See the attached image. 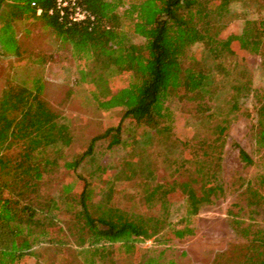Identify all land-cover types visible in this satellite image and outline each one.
<instances>
[{"label":"trees","instance_id":"trees-1","mask_svg":"<svg viewBox=\"0 0 264 264\" xmlns=\"http://www.w3.org/2000/svg\"><path fill=\"white\" fill-rule=\"evenodd\" d=\"M230 2L209 1L207 11L200 12L195 8L196 0H128L120 14L123 0H76L87 16L73 21L68 9L59 13L55 0H0V51L4 56L20 57L22 48L16 36V22H40L70 48L72 57L78 61L80 79L88 84L87 91L96 106L103 111L123 108L122 118L141 127L140 138L132 135L129 146L134 147L140 141L143 149L154 142L162 147L166 142H181L171 140L175 113L170 105L202 101L210 98L217 88L213 87L212 71L193 47L200 45L201 52L215 48L217 57L222 50L231 52L232 41L243 43L247 35L254 33L264 44V17L246 21L240 35L218 38L216 22ZM130 36L140 37L143 42L136 44ZM260 56L264 65V53ZM111 73L117 74V78H112ZM11 85L0 97V264H19L25 257L36 256L32 249L35 242L65 245L68 238L75 248L76 264H106V258L113 255L108 245L130 255L139 241L156 238L166 227L178 239L192 234L187 224L203 205L211 203L208 193L221 162L228 128L226 119L215 123L209 133L191 137V143L181 142L183 150L190 146L192 152L178 153L166 160L165 166L174 176L171 183L155 181L156 157L151 151L140 154V165L124 160L122 172H127L129 179L140 176L142 200L147 210L152 211L150 214L131 220L125 210L108 207L110 187L103 201L96 202L93 189L80 177L78 209L74 212L68 207L74 216L72 226L63 229L60 224L52 231L40 215L54 217L51 212L58 204L34 203L32 194L38 192L43 177L53 173L61 162L65 169L76 171L85 158H92L99 138L109 137V150L121 144V123L92 138L78 157L66 160L64 150L72 142L70 125L43 99L44 83L36 78L31 87ZM261 97L255 134L258 149H264V95ZM204 116L209 118L211 114L200 113L197 118ZM11 149L13 156L6 153ZM238 158L244 166L253 163L241 148ZM255 179L257 187L251 181L246 185V205L263 208L264 196L259 188L264 189V173ZM70 190V185L63 186L61 198ZM173 194H180L185 201L182 228L174 227L155 213ZM238 215L228 211L231 228L245 242L236 245L241 264H264L263 227L255 221L244 222ZM217 257L223 259L226 253ZM142 264L161 263L148 259ZM215 264L224 263L216 260Z\"/></svg>","mask_w":264,"mask_h":264},{"label":"rangeland","instance_id":"rangeland-1","mask_svg":"<svg viewBox=\"0 0 264 264\" xmlns=\"http://www.w3.org/2000/svg\"><path fill=\"white\" fill-rule=\"evenodd\" d=\"M127 1L123 0L118 10L120 14L126 8ZM209 1L217 0H196L195 8L206 12ZM263 17L264 0H231L216 22L218 38L223 40L229 35H240L246 21ZM15 31L22 53L20 57H15L4 56L0 51V97L10 84L31 87L34 79H40L44 83L43 99L54 113L70 125L72 142L64 150L66 160L78 157L87 149L92 138L121 123V144L109 150V137L99 138L95 141L92 158H85L76 171L65 169L61 162L53 173L43 177L38 192L32 197L34 203L46 205L55 201L58 204V208L51 212L54 217L40 215L50 226L48 228L56 231L61 225L63 229L72 226L74 216L71 210L75 212L78 209L76 201L81 190L80 177L93 189L96 202L103 201L110 187L112 194L106 203L108 207L125 210L131 220H139L142 215L150 214L152 211L147 210L142 200L140 176L134 175L129 179L127 172H122L124 160L129 159L140 165V154L151 151L152 156L156 157L155 181L171 183L174 176L171 169L166 168V160L176 157L178 153L192 152L190 146L183 150L181 142L189 140L191 143V137L209 133L215 123L226 119L228 128L220 153L221 162L208 193L211 203L203 205L187 224L192 234L178 239L166 227L156 238L139 241L130 255H124L116 247L108 245L113 255L106 258V264H142L148 259L161 264L170 261L175 264H215L216 260L224 264H241L242 258L237 254L239 249L236 245H245V242L231 228L228 211L239 213L240 217H237L242 221H255L264 229V207H248L245 192L248 182L257 187L255 177L264 173V149H258L255 137L257 107L264 95V65L260 56L261 52L264 53V44L261 45L260 36L254 33L247 35L243 43L232 41L231 52L222 50L217 57L215 48L208 47L207 51L201 52L200 45L193 47V51L203 58L212 71L213 87L217 88H214L210 98L202 101L173 102L170 105L175 113L171 140L178 139L180 143L172 140V143L166 142L158 147L154 142L150 148L143 149L140 148V141L134 147L129 146L132 135L140 138L141 127H135L122 118L123 108L103 111L96 106L87 91L88 84L80 79L78 61L72 57L68 46L61 44L37 21H18ZM130 39L136 44L143 42L137 36H130ZM111 76L117 78V74L111 73ZM200 113L211 114V117L199 119L197 115ZM239 148L253 160L250 166H244L239 160ZM162 150L166 153L160 155ZM12 152L14 149L6 153L13 156ZM65 185H70L71 190L61 198ZM259 190L264 196V189ZM68 207H71L70 211ZM158 207L155 213L160 218L174 224V227H184L185 221L181 218L185 201L180 194H173ZM68 240L65 245L35 242L32 249L36 256L25 257L19 264H76L78 258L73 256L75 248L69 244L72 240ZM221 253H226V257L218 259Z\"/></svg>","mask_w":264,"mask_h":264},{"label":"built area","instance_id":"built-area-1","mask_svg":"<svg viewBox=\"0 0 264 264\" xmlns=\"http://www.w3.org/2000/svg\"><path fill=\"white\" fill-rule=\"evenodd\" d=\"M55 1L59 13L63 14L64 9L65 8L68 9L69 19L73 21L83 20L87 16V13L76 4V0H55ZM39 12L40 10H37V13Z\"/></svg>","mask_w":264,"mask_h":264}]
</instances>
